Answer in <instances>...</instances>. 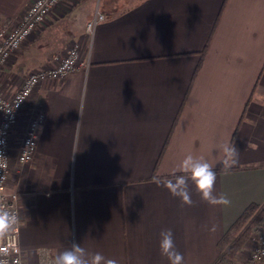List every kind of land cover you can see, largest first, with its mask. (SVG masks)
<instances>
[{"label": "crops", "instance_id": "1", "mask_svg": "<svg viewBox=\"0 0 264 264\" xmlns=\"http://www.w3.org/2000/svg\"><path fill=\"white\" fill-rule=\"evenodd\" d=\"M32 2L0 0V26L19 25ZM97 2L62 0L0 68V94L11 98L74 43L89 63L42 81L12 130L6 189L20 196L23 262L53 264L75 241L117 264H169L159 245L171 229L183 264H216L230 226L251 204L264 206V0ZM97 11L106 18L89 39ZM38 112L34 157L19 164ZM224 143L239 150L227 171ZM188 154L213 166V194L228 206L203 201L190 180L191 206L163 186Z\"/></svg>", "mask_w": 264, "mask_h": 264}, {"label": "built area", "instance_id": "2", "mask_svg": "<svg viewBox=\"0 0 264 264\" xmlns=\"http://www.w3.org/2000/svg\"><path fill=\"white\" fill-rule=\"evenodd\" d=\"M62 0H33L26 10L22 21L16 27L7 30L0 26V68L18 51L30 36L46 22L51 11ZM106 16L96 12L94 18L86 24V34L90 39L96 25L105 20ZM86 61L79 60V44L74 43L66 56L58 61L55 66L29 72L23 78L21 87L11 97L6 98L0 94V155L7 159V167L0 168V206L18 216V223L14 229L0 238V261L4 264H24L19 244V200L17 192H8L7 182L11 174V133L17 125L21 111L34 90L46 79H62L79 68H87ZM44 114L38 112L27 123L21 146L17 155L19 164L32 161L38 140V131ZM263 213L259 231L262 237L243 264H264V206H260Z\"/></svg>", "mask_w": 264, "mask_h": 264}, {"label": "clouds", "instance_id": "3", "mask_svg": "<svg viewBox=\"0 0 264 264\" xmlns=\"http://www.w3.org/2000/svg\"><path fill=\"white\" fill-rule=\"evenodd\" d=\"M220 149L223 152L221 163L226 171L238 164L239 150L235 144L224 143ZM6 167L7 159L0 155V168ZM173 175L174 178L165 181L163 186L172 196L180 198L182 204L189 206L193 204L188 190L189 180L195 185L201 199L208 204L228 206L231 203L223 193L219 196L213 194L217 175L213 166L203 158L186 155L179 165L178 172ZM17 223L18 216L0 206V238L12 231ZM160 238L161 254L167 257L169 264H183L184 257L176 250L171 229L161 231ZM0 264L4 262L0 261ZM53 264H117V261L105 257L100 252L89 253L80 243L73 241L69 249L57 254Z\"/></svg>", "mask_w": 264, "mask_h": 264}, {"label": "trees", "instance_id": "4", "mask_svg": "<svg viewBox=\"0 0 264 264\" xmlns=\"http://www.w3.org/2000/svg\"><path fill=\"white\" fill-rule=\"evenodd\" d=\"M207 47L201 52V57L206 53ZM198 65L196 72L199 70ZM260 208L257 204H251L248 206L241 216L230 226L223 237L218 242V249L220 252V258L216 264H234L236 255L241 251L249 238L252 227L255 225L256 220H253L246 229L238 234L241 228L250 219L253 213Z\"/></svg>", "mask_w": 264, "mask_h": 264}, {"label": "rangeland", "instance_id": "5", "mask_svg": "<svg viewBox=\"0 0 264 264\" xmlns=\"http://www.w3.org/2000/svg\"><path fill=\"white\" fill-rule=\"evenodd\" d=\"M99 1L100 0H98V2L97 3H99ZM57 63H58V61H57ZM56 63V64H57ZM55 64V65H56ZM54 65V66H55ZM11 136H12V133H11ZM262 217H263V213H262V211H260V209H258V210H256L254 213H253V215L250 217V219L246 222V224L241 228V230H240V232L238 233V234H240V233H242L245 229H246V227H248L250 224H251V222L253 221V220H256V223H255V225L252 227V229H251V232H250V234H249V238H251L252 239V243H254L253 245H254V247H253V249L255 248V246L258 244V242L260 241V239H261V237H262V233L259 231V227H260V225H261V220H262ZM248 238V239H249ZM248 241V240H247ZM246 259H244V261H245Z\"/></svg>", "mask_w": 264, "mask_h": 264}]
</instances>
